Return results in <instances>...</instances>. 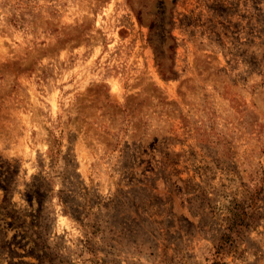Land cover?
Segmentation results:
<instances>
[{"label":"rangeland","instance_id":"rangeland-1","mask_svg":"<svg viewBox=\"0 0 264 264\" xmlns=\"http://www.w3.org/2000/svg\"><path fill=\"white\" fill-rule=\"evenodd\" d=\"M261 170L264 0H0V264H264Z\"/></svg>","mask_w":264,"mask_h":264},{"label":"trees","instance_id":"trees-1","mask_svg":"<svg viewBox=\"0 0 264 264\" xmlns=\"http://www.w3.org/2000/svg\"><path fill=\"white\" fill-rule=\"evenodd\" d=\"M260 177L256 178L253 183L251 194L247 199L238 205H235L228 220V224L225 227L228 234H224L220 240L225 244L230 240V233H240L241 229L249 228V223L245 222L246 219H250L249 212H246L247 208L253 206V200H255L261 192H264V170L260 171ZM218 253V252H217Z\"/></svg>","mask_w":264,"mask_h":264}]
</instances>
